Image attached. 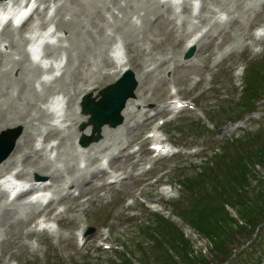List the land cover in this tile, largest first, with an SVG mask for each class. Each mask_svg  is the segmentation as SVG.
Masks as SVG:
<instances>
[{
  "label": "rangeland",
  "instance_id": "374dc122",
  "mask_svg": "<svg viewBox=\"0 0 264 264\" xmlns=\"http://www.w3.org/2000/svg\"><path fill=\"white\" fill-rule=\"evenodd\" d=\"M116 1L117 6L126 2ZM181 1L187 3L188 13L181 7L171 6L172 14L140 24L137 31L128 32L124 37L128 46H124V42L122 45L128 66L141 78L138 95L131 106L148 100L145 110L151 115L153 109H162L177 96L193 108L176 117L165 112L144 123L139 114L133 120H127L129 127L135 121L139 124L129 133L122 130L111 150L118 154L122 147L126 148L122 154H127L141 145L137 155L140 154L142 161L133 168L127 165L124 170L108 169L109 173L122 175L119 183L84 197L79 204L64 200L50 205L55 214L61 212L58 220L50 219V228L40 230L38 218L42 216L38 213L31 216L28 207L19 203L0 208V264H113L115 256H125L131 264H141L143 248L145 252L146 249L150 251L149 254L156 252V246L148 236L152 230H157L156 225L146 227L144 224L153 219V214L172 222L193 243L198 236L178 216L190 202L182 177L201 172L213 156V148L224 139L259 131L255 142H264V93L250 111L252 113L244 112L239 108L240 103L237 104L246 73L248 76L249 68H260L264 58V0H199L195 14L191 0ZM131 2L132 6L142 3L141 0ZM216 4L230 9L218 26L214 25L217 17L212 13ZM66 7L59 10L60 25H64L69 15L73 22L82 21L83 69L81 64L78 66L81 60L76 61L75 67L82 74L103 71L99 56L104 49L101 38L109 18L107 10L100 5V0H68ZM72 7L74 11H69ZM110 8L115 6L110 5ZM197 16L201 18L199 23ZM258 27L261 31L257 34ZM60 34L64 36V31L60 30ZM184 34L203 36L198 51L189 62H184L188 49H183L187 42L176 46ZM12 40L18 42L19 38L13 36ZM114 79H108L100 88L113 83ZM73 111L75 115L80 113L77 102ZM164 117L169 123L163 127L167 133L162 130V138H170L178 153L157 160L148 150L152 142L145 138ZM81 124L75 126L76 131H80ZM84 124L87 125V121ZM195 125L196 132L191 129ZM37 127L44 129L38 124ZM18 128L22 130L18 125L10 129ZM215 133L220 136H213ZM251 146L252 143L246 142L247 153ZM21 151L27 152V149ZM18 155L17 152L15 157ZM99 158L103 160L104 154H99ZM94 167L92 163L90 168ZM254 170L252 174L264 180V166L256 164ZM126 173H131L133 178L127 179ZM75 175L74 171H64L57 177L58 188ZM142 179L144 181H140ZM56 196L60 198L61 193ZM90 197L94 200L88 204L86 200ZM69 205L73 208L63 212ZM31 231L35 234L28 235Z\"/></svg>",
  "mask_w": 264,
  "mask_h": 264
},
{
  "label": "bare ground",
  "instance_id": "6f19581e",
  "mask_svg": "<svg viewBox=\"0 0 264 264\" xmlns=\"http://www.w3.org/2000/svg\"><path fill=\"white\" fill-rule=\"evenodd\" d=\"M67 1L8 0L0 3V20L7 15L21 17L27 10L28 4L31 2L35 3L36 8L33 11V16L29 19H36L37 23L33 27L40 31L38 38L43 41L54 39V42L44 46V55L53 57L56 60L58 54L61 52L66 58V62L62 67L57 65L55 68L51 62L48 68L43 70L39 65L30 63V56L25 51L24 46L29 42V39L21 35L20 30L15 31L19 38L18 42L12 40L14 31L10 28L9 24L5 25L0 32V65L3 67L0 70V98L2 97L0 99V134L12 126L19 125L22 127V132L16 141L13 153L0 164V179L11 171H15V177L17 179L35 182V185H31L27 190L19 193L12 202H20L19 205L28 207V213L31 216L36 213H43L44 217H46V220L41 222L44 224V228H50L48 225L51 221L50 219L54 218L58 220L60 217L61 212L55 214L54 209L50 205L64 200L72 204H79L84 197L110 188L111 183L105 182L107 178L105 167L98 164L94 169L90 168L92 163H97L98 161V157L93 156L95 152H106L105 156L107 158V164L109 165L108 167L117 170H124L127 165L130 168L136 167L142 161L136 151L126 155H120L125 148H121L118 154H114L110 150V147L118 142L116 137L119 136L122 130L123 133H129L133 127L139 124V122L135 121L129 127L126 125L127 119L133 120L139 114L144 117V123L165 112L163 109L155 111L154 115L147 116V111L142 108H145L147 100H143L142 104L138 103L133 105V108H130L132 100L128 101L122 112L124 118L123 129L120 130L119 126L115 128L104 126L101 128V139L99 141L90 143L87 147H81L80 144H75L74 140L79 134L81 138L95 134L91 132L92 125H88L86 130L80 131L79 133H76L72 129L78 122H85L89 118L88 115L84 114L79 117L73 115L72 106L77 97L80 95H89L91 101L97 104L95 102L100 98L98 85L108 77L112 76L117 78L122 71L130 69L127 65L128 61L124 60L122 49L117 45L118 42L123 41L124 46H128L124 40L128 32L132 33L137 31L140 24L151 23L152 20L162 19L164 18V14H172V9L169 3L164 4L163 9H160L158 0H141L142 3L137 6H132L131 0H125L126 3L119 6L116 5V0H100V5L107 10L110 20L106 19V26L104 30L102 28L103 39L101 38V43L104 49L99 59L101 60V64L104 65V68L109 66V59L114 60L115 68L117 69H114L111 73L104 69L106 72L82 74L79 73L82 71L78 72V67H75L77 60H81L78 66L82 63V48L84 49L85 46L83 45L82 47L80 41L82 21L76 20L73 22L72 19H69L64 25H58V27L54 24L55 21L60 20L57 18L59 7H65ZM171 2L174 5H179L184 13L188 12L186 3H179V0H171ZM110 5H114L115 8H111L110 10ZM68 10L74 11L73 7ZM50 12L52 13V18L47 17V14ZM212 12L214 16L219 13L229 14L230 9L216 4ZM133 17H135L136 22L132 21ZM198 20H200V17H198ZM24 25L21 28L24 27L25 32H32L30 25H26V27ZM214 25L218 26L220 24L214 22ZM52 26L55 27L54 30ZM59 29L65 32L64 37L59 35ZM189 35L186 34L184 37L178 39L176 46L184 44ZM202 41L203 36H194L185 48L194 47L197 50V47H199ZM110 52L111 56L108 54ZM81 66L83 69V64ZM72 68H74L73 71H71ZM44 71L49 74V80L42 79V73ZM54 72L56 74H53ZM13 74L15 76H12ZM136 79L140 84L141 78L136 75ZM8 88L9 90L7 91ZM11 90L12 92L10 93ZM55 95H60L64 99V111L60 115L61 125L58 126L48 121L49 119H53V113L48 111L47 106L45 107V105L52 102L51 98ZM58 103L59 101H56L54 105H58ZM172 110L176 111V108L173 107ZM37 124L44 127L45 136L43 141H45V138L49 134H57L56 142L48 151L42 142L37 147H34L32 144L34 138L44 132L40 131ZM157 130L158 127H155L154 131H152L157 140L153 145L161 144L162 142L160 135H157ZM107 140H110L111 142H108L112 145L106 144ZM170 142L174 143L172 141ZM23 148H26L27 152H21ZM51 151L54 152V157L52 158L48 156V152L50 153ZM17 152H20L19 157H14ZM82 159H86L87 161L83 167L78 166V163ZM72 167L76 168V175L67 181L62 189L58 188L57 177L63 171H72ZM120 176L122 175L108 178L114 179L115 182ZM126 178L132 179L133 176L131 173H126ZM98 180L101 183L96 184L95 182ZM140 181L144 180L142 179ZM1 185L11 188L20 186L8 178L4 179ZM71 189L77 192V194L71 192ZM34 191H49L51 198L47 208L41 210V205L38 202L23 201ZM58 193H61L60 198L55 197ZM7 196L8 193L6 190L0 187V208L8 206L6 203ZM93 200L90 197L86 202L88 201V204H90ZM72 208L71 205L66 206L63 212L70 211ZM32 234H35L34 231L28 233V235Z\"/></svg>",
  "mask_w": 264,
  "mask_h": 264
},
{
  "label": "trees",
  "instance_id": "16d2710c",
  "mask_svg": "<svg viewBox=\"0 0 264 264\" xmlns=\"http://www.w3.org/2000/svg\"><path fill=\"white\" fill-rule=\"evenodd\" d=\"M261 62L260 68H249V75L246 73L244 78L239 105L244 112L252 111L264 93V59ZM258 133L225 139L201 172L182 177L190 202L178 212L179 219L211 243L210 259L193 255L191 242L182 231L161 215H153V219L144 224L146 227L156 225L157 230L149 233L153 236H148L157 253L149 254L150 251L146 249L145 252L143 248L141 264H223L264 224V180L252 174L256 164L264 166V142H255ZM246 142L252 143L250 153L245 150ZM227 207L235 212L242 224L230 215ZM115 258L113 264H131L128 257ZM263 258L264 226L231 264H261Z\"/></svg>",
  "mask_w": 264,
  "mask_h": 264
},
{
  "label": "water",
  "instance_id": "95a60500",
  "mask_svg": "<svg viewBox=\"0 0 264 264\" xmlns=\"http://www.w3.org/2000/svg\"><path fill=\"white\" fill-rule=\"evenodd\" d=\"M131 86H133V83H132V81H129L128 82V87L127 88H125V89H122V90H116V91H113V92H111V94H112V98H114V101H113V107L114 108H116L118 111H119V109L121 108V107H119L120 106V104H122V100L123 99H120L121 97L122 98H126L128 95H129V89H130V87ZM106 94V93H105ZM114 95H118L117 97L116 96H114ZM119 102V103H118ZM117 103V104H116ZM118 106V107H117ZM102 118V117H101ZM121 121V119H118L117 120V123H119ZM98 139V138H97ZM97 139H95V140H97ZM11 145V146H10ZM12 148H13V144L12 143H9V146H7L5 149H0V155H2V156H0L1 158H0V161L1 160H3V159H5L6 158V156L10 153V151L12 150ZM6 149H7V151H6ZM1 150H5V151H1ZM3 154H2V153ZM242 247V246H241Z\"/></svg>",
  "mask_w": 264,
  "mask_h": 264
}]
</instances>
